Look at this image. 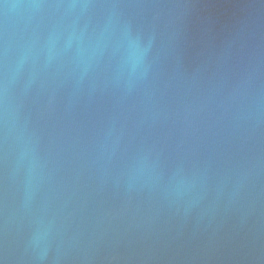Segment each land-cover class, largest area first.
Segmentation results:
<instances>
[{
	"label": "water",
	"instance_id": "1",
	"mask_svg": "<svg viewBox=\"0 0 264 264\" xmlns=\"http://www.w3.org/2000/svg\"><path fill=\"white\" fill-rule=\"evenodd\" d=\"M0 264H264V0H0Z\"/></svg>",
	"mask_w": 264,
	"mask_h": 264
}]
</instances>
